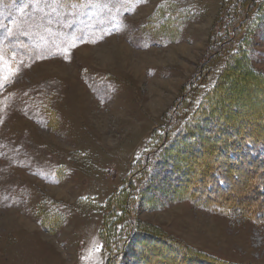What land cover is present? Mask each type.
Listing matches in <instances>:
<instances>
[{
    "label": "rangeland",
    "instance_id": "obj_1",
    "mask_svg": "<svg viewBox=\"0 0 264 264\" xmlns=\"http://www.w3.org/2000/svg\"><path fill=\"white\" fill-rule=\"evenodd\" d=\"M243 1L0 0V264H138L134 239L147 248L140 264H264L248 178L209 208L186 197L194 171L162 177L152 155L190 147L231 52L264 76V0L229 42ZM258 89L242 104L252 120ZM128 185L132 202L118 206Z\"/></svg>",
    "mask_w": 264,
    "mask_h": 264
},
{
    "label": "trees",
    "instance_id": "obj_2",
    "mask_svg": "<svg viewBox=\"0 0 264 264\" xmlns=\"http://www.w3.org/2000/svg\"><path fill=\"white\" fill-rule=\"evenodd\" d=\"M253 1L244 0L239 8V14L235 15L238 18H235L234 27H232L233 30L229 37L230 43L233 42V38L236 32H238V29L244 25L243 20L246 17V13L244 12L241 15L242 11L248 7L249 3H253ZM262 12L264 14V1L260 5V13ZM247 15H249V12H247ZM244 53L245 51L241 52L237 50L228 55L216 83L207 91L203 102L195 110L192 121L196 125H201V128H196V131L194 129L193 131L192 129L186 131L188 137L194 138L192 143H190V147L189 145H183V143L179 145V142L175 146L163 143L159 145L158 150H152V155H159L157 166L162 171L165 168L164 173L160 172V176L162 177L163 175H167L168 178H171V176L176 175L177 181L180 183L184 182L183 178L185 176L191 174V171H194L197 178L193 179L191 176L189 180L185 181L188 186L186 187L189 189L186 192L188 194L186 197L192 198L197 204L205 205L209 208L231 202L233 197L229 194V191L234 190L236 186L240 190L238 185L242 184V177L248 178L246 184L249 187L246 189V195L250 198L251 194L254 193L257 194L256 196L259 195V197L253 199L255 206L246 209L250 211L249 213H251L252 217H256L257 212H262L263 216L258 215L257 217L259 218L256 219H263L264 104L259 107L260 113L258 115H260H256L257 117H254L253 120V115H249L247 112L248 109L250 110V107L246 109L242 104L246 100H250L253 95L250 91L256 87L259 88L258 91L264 93V76L258 74L255 77L247 72L246 69H238L241 66L240 64L250 67L249 55H245ZM215 55L216 51L210 55V59ZM244 82H247V84L250 83L252 89L241 85ZM178 106L179 103L176 107ZM233 113L237 115H232ZM256 119L257 121L253 124L256 128H254L251 121L254 122ZM162 141L164 139L162 140L161 137L158 141L159 144ZM215 143L216 145H214ZM194 148L197 154L203 155L204 159H206V161L204 159L201 160L202 164L200 166H195L191 154ZM176 150L177 153L175 152ZM209 162L210 164H208ZM188 169L191 170L190 173H187ZM180 173H182L181 177H179ZM151 181L148 178L145 182L150 184ZM166 182L169 186L171 185L167 189L169 191L170 189L173 190V183H169L168 180ZM149 186L152 187V185ZM131 188L132 185L127 186L128 195H124L123 190L120 191L121 195L117 199V202L120 201L117 204L118 206L130 205L132 202L129 194ZM132 238H135V236ZM143 240L141 239L139 244L137 242L138 240H132V245L136 244L135 249L137 253V256L133 253V257L136 256L135 258L138 259V264H140L141 258L144 257L147 250L146 247L143 248L145 245ZM163 254L165 253L163 252ZM183 258L181 254H175L165 264H188L186 261H183ZM147 259L151 260V257L147 256Z\"/></svg>",
    "mask_w": 264,
    "mask_h": 264
},
{
    "label": "snow or ice",
    "instance_id": "obj_3",
    "mask_svg": "<svg viewBox=\"0 0 264 264\" xmlns=\"http://www.w3.org/2000/svg\"><path fill=\"white\" fill-rule=\"evenodd\" d=\"M20 11L22 12V11H23V9H20ZM0 27H2V26H0ZM7 31L9 32V34H11V32H12V29H11V28H8V29H7Z\"/></svg>",
    "mask_w": 264,
    "mask_h": 264
},
{
    "label": "bare ground",
    "instance_id": "obj_4",
    "mask_svg": "<svg viewBox=\"0 0 264 264\" xmlns=\"http://www.w3.org/2000/svg\"><path fill=\"white\" fill-rule=\"evenodd\" d=\"M122 46V45H121ZM123 48V47H122ZM128 51V50H127ZM131 54V53H130ZM129 54H127V56H128ZM129 60V58L126 60V61H128ZM126 61H125V64H126ZM129 62V61H128Z\"/></svg>",
    "mask_w": 264,
    "mask_h": 264
}]
</instances>
